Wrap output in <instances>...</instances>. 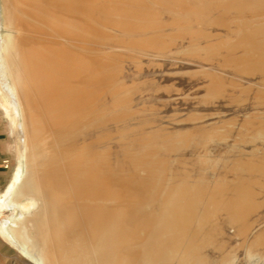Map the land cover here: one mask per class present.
<instances>
[{
  "label": "bare ground",
  "instance_id": "bare-ground-1",
  "mask_svg": "<svg viewBox=\"0 0 264 264\" xmlns=\"http://www.w3.org/2000/svg\"><path fill=\"white\" fill-rule=\"evenodd\" d=\"M0 81L19 263L264 264V0H0Z\"/></svg>",
  "mask_w": 264,
  "mask_h": 264
},
{
  "label": "rangeland",
  "instance_id": "rangeland-1",
  "mask_svg": "<svg viewBox=\"0 0 264 264\" xmlns=\"http://www.w3.org/2000/svg\"><path fill=\"white\" fill-rule=\"evenodd\" d=\"M8 102L6 94L2 92V82L0 81V152L3 154L8 164V182L0 188V195L7 189L12 181V176L20 161V144L19 136L20 124L22 120L13 112L8 114L5 110V103ZM19 215L17 209H6L0 213V222L8 220L9 224ZM10 224V225H11ZM16 251L5 241L0 238V264H6L9 259L10 264H21L17 259ZM12 261V262H11Z\"/></svg>",
  "mask_w": 264,
  "mask_h": 264
},
{
  "label": "crops",
  "instance_id": "crops-1",
  "mask_svg": "<svg viewBox=\"0 0 264 264\" xmlns=\"http://www.w3.org/2000/svg\"><path fill=\"white\" fill-rule=\"evenodd\" d=\"M7 160L0 152V188L7 184L8 176V167L6 166Z\"/></svg>",
  "mask_w": 264,
  "mask_h": 264
},
{
  "label": "built area",
  "instance_id": "built-area-1",
  "mask_svg": "<svg viewBox=\"0 0 264 264\" xmlns=\"http://www.w3.org/2000/svg\"><path fill=\"white\" fill-rule=\"evenodd\" d=\"M8 162H6V166H7Z\"/></svg>",
  "mask_w": 264,
  "mask_h": 264
}]
</instances>
